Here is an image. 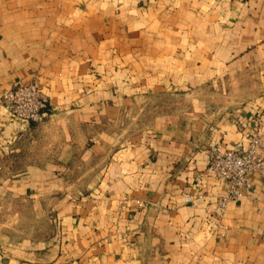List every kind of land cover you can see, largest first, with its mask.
I'll return each instance as SVG.
<instances>
[{
    "label": "crops",
    "instance_id": "crops-1",
    "mask_svg": "<svg viewBox=\"0 0 264 264\" xmlns=\"http://www.w3.org/2000/svg\"><path fill=\"white\" fill-rule=\"evenodd\" d=\"M34 79L43 121L0 104V264H264V178L217 220L206 159L264 132V0H0V97Z\"/></svg>",
    "mask_w": 264,
    "mask_h": 264
},
{
    "label": "built area",
    "instance_id": "built-area-1",
    "mask_svg": "<svg viewBox=\"0 0 264 264\" xmlns=\"http://www.w3.org/2000/svg\"><path fill=\"white\" fill-rule=\"evenodd\" d=\"M0 104L7 108L12 118L23 120L27 124L43 121L49 108L48 97L38 79L28 83L16 82L2 92ZM263 149V131L251 134L243 150L224 149L218 142L209 143L206 148L208 169L229 183L226 194L217 199V220L224 217L230 200L238 199L253 189L252 176L264 178ZM201 197L203 196L188 195L186 201L196 205Z\"/></svg>",
    "mask_w": 264,
    "mask_h": 264
},
{
    "label": "rangeland",
    "instance_id": "rangeland-1",
    "mask_svg": "<svg viewBox=\"0 0 264 264\" xmlns=\"http://www.w3.org/2000/svg\"><path fill=\"white\" fill-rule=\"evenodd\" d=\"M35 80V79H34ZM19 80H17V81H15L14 83H13V85L16 83V82H18ZM33 81V80H32ZM20 82H22V81H20ZM29 82H31V81H29ZM24 83V82H23ZM28 83V82H27ZM12 85V86H13ZM11 86V87H12ZM3 206H5V207H3ZM3 206H0V223L1 224H4V225H7V226H13V225H15V224H17V223H19L18 221H19V215H18V210L19 209H17V212H15V213H13L12 211H7L8 209H7V207L9 206V205H3ZM22 209H20V211H21Z\"/></svg>",
    "mask_w": 264,
    "mask_h": 264
}]
</instances>
